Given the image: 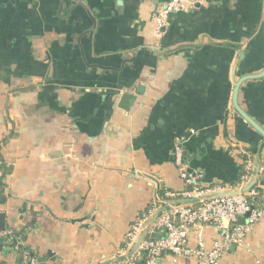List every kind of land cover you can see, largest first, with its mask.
<instances>
[{"label": "crops", "instance_id": "crops-1", "mask_svg": "<svg viewBox=\"0 0 264 264\" xmlns=\"http://www.w3.org/2000/svg\"><path fill=\"white\" fill-rule=\"evenodd\" d=\"M167 1L0 0V156L11 167L0 212L40 264H115L133 220L161 190L185 188L179 143L204 184H236L246 153L255 169L264 160V139L232 105L238 80L264 69V0H190L157 30L151 14ZM236 100L264 129V75ZM202 234L208 248L221 241L213 226ZM247 243L220 264H264V218ZM14 259L0 238V261Z\"/></svg>", "mask_w": 264, "mask_h": 264}, {"label": "built area", "instance_id": "built-area-1", "mask_svg": "<svg viewBox=\"0 0 264 264\" xmlns=\"http://www.w3.org/2000/svg\"><path fill=\"white\" fill-rule=\"evenodd\" d=\"M192 6L194 3L190 0H168L152 12L151 19L159 30L169 13L187 11ZM174 161L185 188L179 191L164 190V197L153 201L146 211L133 220L125 234L124 251L128 250L141 232L145 231V236L130 257H116L115 264H163L165 255L171 256L173 263L180 257L193 256L196 264H220L223 254L230 247L248 245L247 236L264 218V160L259 162L256 173L253 156L246 153L239 180L229 186L222 183L204 184L202 174L190 170L184 161L180 143L175 145ZM254 177L256 183L246 192L205 199V196L214 192L240 190ZM179 199L194 202L168 205L167 209L155 217L162 202ZM240 217H244L241 223L238 222ZM204 226H213L221 238L220 242H213L210 248L206 247L203 240ZM12 233L11 230H4L0 232V238L16 255V250L23 243L15 240V244L10 246ZM191 236L194 239L193 246L190 245ZM27 255L26 251L22 252L24 264H40L36 258Z\"/></svg>", "mask_w": 264, "mask_h": 264}, {"label": "water", "instance_id": "water-1", "mask_svg": "<svg viewBox=\"0 0 264 264\" xmlns=\"http://www.w3.org/2000/svg\"><path fill=\"white\" fill-rule=\"evenodd\" d=\"M264 75V69L258 73V74H248L243 76L240 80H238V82L235 84L234 89H233V95H232V105L234 107V109L236 110V112L239 114V116L241 118H243L258 134H260L262 136V138L264 139V129L258 125L254 120H252L237 104V92H238V88L240 86V84L246 80H250V79H257L260 78ZM138 92L141 93L142 92V86L138 87ZM134 96H132L131 94H123L120 98V104L119 107L122 109H128L130 107V102L134 101ZM183 159L185 156V153H182ZM259 169V164L255 170V172L257 173ZM256 183V177H254L252 180H250L245 186H243L240 190H232V191H219V192H214L212 194H209L207 196H205V199L208 198H212L215 196H223V195H236L238 193H243L246 192L247 190H249L254 184ZM190 202H194V200H186V199H179L176 201H169L166 203L167 207L168 205H178V204H184V203H190ZM167 209V208H166ZM162 210H165L164 208L160 207L159 211L156 213L155 217L158 216L160 214V212ZM155 217L153 219H155ZM244 221V217H240L238 219V222H243ZM6 228L5 226V219H4V214L2 212H0V232L4 231ZM145 236V231L141 232L139 234V236L137 237V239L131 244V246L128 248V250L126 251V253L120 257V259H124L126 257H130L133 252H135V250L137 249L139 243L141 242V240L144 238Z\"/></svg>", "mask_w": 264, "mask_h": 264}, {"label": "trees", "instance_id": "trees-1", "mask_svg": "<svg viewBox=\"0 0 264 264\" xmlns=\"http://www.w3.org/2000/svg\"><path fill=\"white\" fill-rule=\"evenodd\" d=\"M11 167L6 166L0 156V200H3L5 197L4 189H5V178L10 173ZM163 193V191L161 190ZM161 193V194H162ZM13 241L11 242L10 246H13L15 244V240L20 241L23 243V245L19 246L16 250V255L14 262L12 264H24V260L22 258V252L26 251L28 253V257L36 258L38 259L35 254L31 251V249L24 243V237L25 235L22 232H15L12 231ZM159 235V234H158ZM0 264H9L6 261H0Z\"/></svg>", "mask_w": 264, "mask_h": 264}]
</instances>
